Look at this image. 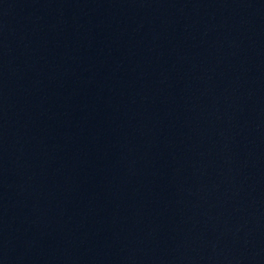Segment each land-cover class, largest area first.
<instances>
[{"label": "water", "instance_id": "water-1", "mask_svg": "<svg viewBox=\"0 0 264 264\" xmlns=\"http://www.w3.org/2000/svg\"><path fill=\"white\" fill-rule=\"evenodd\" d=\"M0 264H264V222L144 183L0 116Z\"/></svg>", "mask_w": 264, "mask_h": 264}]
</instances>
